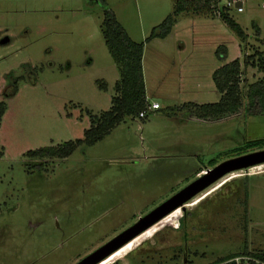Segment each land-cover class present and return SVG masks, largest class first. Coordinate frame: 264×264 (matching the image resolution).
I'll return each instance as SVG.
<instances>
[{
    "label": "rangeland",
    "instance_id": "374dc122",
    "mask_svg": "<svg viewBox=\"0 0 264 264\" xmlns=\"http://www.w3.org/2000/svg\"><path fill=\"white\" fill-rule=\"evenodd\" d=\"M105 1L0 0V264H78L213 169V161L237 158L232 150L264 139V113L243 109L207 121L188 109L170 112L218 103L215 72L236 59L244 68L245 56L264 52V0L230 10L246 42L206 10L179 15L168 36L153 38L177 0ZM106 10L144 45L146 95L160 109L146 119L126 117L69 158L27 157L84 139L91 117L111 108L121 76L101 29ZM224 49L225 60L218 56ZM257 67L244 69L245 93L264 79ZM187 213L193 215L182 228ZM259 251L264 164L225 175L100 264H185L184 257L209 264Z\"/></svg>",
    "mask_w": 264,
    "mask_h": 264
},
{
    "label": "trees",
    "instance_id": "16d2710c",
    "mask_svg": "<svg viewBox=\"0 0 264 264\" xmlns=\"http://www.w3.org/2000/svg\"><path fill=\"white\" fill-rule=\"evenodd\" d=\"M94 1V0H92ZM104 4L105 0H100ZM202 10H206L210 14H216L222 19L225 24L233 31L242 42H246L248 35L230 15V10L219 2L214 0H177L174 11L169 15L158 27L153 30V38H164L170 34L177 17L185 12H195L201 14ZM256 34L259 37L260 31L257 27ZM106 46L109 49L113 60L120 70L121 79L115 85L117 96L112 99L111 108L100 115L91 117L90 129L85 131L84 139L68 141L56 147H44L35 151H29L27 157L31 159H66L71 157L80 147H92L101 142L107 137L116 127L124 122L126 117L137 118L141 113L145 112L147 118L148 110H152L146 95V89L143 79V51L144 45L134 42L123 26L117 21L115 14L106 10L104 21L101 26ZM227 51H219L218 56L221 59H226ZM244 68L239 59L232 61L218 69L214 74V82L218 91L221 94V99L218 103L209 104H194L188 106H174L170 108V112L179 113L189 110L190 117H195L198 120H220L223 117L239 116L243 109L247 115L260 116L264 113V79L248 86L247 92L243 90L244 69L247 66H258L259 72L264 73V52L256 51L253 56H245L243 61ZM19 79L15 84L17 91ZM245 100L247 106L244 107ZM5 114L3 106L0 107V128L2 118ZM255 149H264V139L252 140L246 142L244 147H239L232 152L238 156L243 155L248 151ZM3 157V152L0 147V158ZM216 161L212 162V167L216 166ZM42 166V165H40ZM39 166V167H40ZM41 168V167H40ZM242 182L239 181L236 187H242ZM237 188L233 189L237 190ZM232 191V190H231ZM193 213H187L185 219L181 222V227H185L186 218L192 216ZM237 255H252L261 260H264V251L245 252ZM237 255H228L219 260L234 257ZM186 264H192L187 262Z\"/></svg>",
    "mask_w": 264,
    "mask_h": 264
},
{
    "label": "water",
    "instance_id": "95a60500",
    "mask_svg": "<svg viewBox=\"0 0 264 264\" xmlns=\"http://www.w3.org/2000/svg\"><path fill=\"white\" fill-rule=\"evenodd\" d=\"M264 164V149L247 155L225 161L213 169L208 170L202 177L182 189L175 196L160 205L158 208L141 218L136 224L124 231L122 234L97 249L78 264H100L113 254L121 250L130 242L147 232L160 223L174 211L184 207L197 195L207 190L225 175ZM137 247V246H136ZM126 256V255H125Z\"/></svg>",
    "mask_w": 264,
    "mask_h": 264
},
{
    "label": "built area",
    "instance_id": "2783aa9c",
    "mask_svg": "<svg viewBox=\"0 0 264 264\" xmlns=\"http://www.w3.org/2000/svg\"><path fill=\"white\" fill-rule=\"evenodd\" d=\"M227 7L229 9L236 10L238 13H242L244 11L245 0H214ZM264 8V4L262 5ZM152 110L160 109V105L158 103H153L150 107ZM145 112L141 113L139 118H144ZM209 264H264V260H261L252 255H237L234 257L226 258L223 260H217L215 262Z\"/></svg>",
    "mask_w": 264,
    "mask_h": 264
},
{
    "label": "flooded vegetation",
    "instance_id": "af4514ba",
    "mask_svg": "<svg viewBox=\"0 0 264 264\" xmlns=\"http://www.w3.org/2000/svg\"><path fill=\"white\" fill-rule=\"evenodd\" d=\"M179 227H180V225H179ZM186 256V255H185ZM185 259H184V263L186 264L187 262H188V259H187V257H184Z\"/></svg>",
    "mask_w": 264,
    "mask_h": 264
},
{
    "label": "bare ground",
    "instance_id": "6f19581e",
    "mask_svg": "<svg viewBox=\"0 0 264 264\" xmlns=\"http://www.w3.org/2000/svg\"><path fill=\"white\" fill-rule=\"evenodd\" d=\"M260 165H262V164H260ZM257 166H258V165H257ZM254 167H255V166H254ZM218 182H219V181H218ZM218 182H217V183H218ZM217 183H216V184H217ZM214 185H215V184H214ZM214 185H213V186H214ZM210 188H211V187H210ZM196 197H197V196H196ZM196 197H195V198H196ZM192 200H193V199H192ZM192 200H191V201H192ZM130 243H131V242H130ZM126 246H127V245H126ZM123 248H124V247H123ZM119 251H120V250H119ZM116 253H117V252H116ZM113 255H114V254H113Z\"/></svg>",
    "mask_w": 264,
    "mask_h": 264
},
{
    "label": "crops",
    "instance_id": "0c3cea01",
    "mask_svg": "<svg viewBox=\"0 0 264 264\" xmlns=\"http://www.w3.org/2000/svg\"><path fill=\"white\" fill-rule=\"evenodd\" d=\"M148 99V98H147Z\"/></svg>",
    "mask_w": 264,
    "mask_h": 264
}]
</instances>
